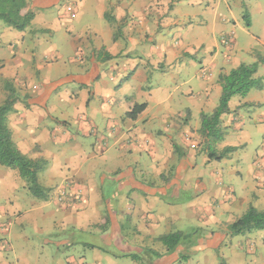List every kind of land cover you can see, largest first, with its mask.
<instances>
[{
  "label": "crops",
  "instance_id": "1",
  "mask_svg": "<svg viewBox=\"0 0 264 264\" xmlns=\"http://www.w3.org/2000/svg\"><path fill=\"white\" fill-rule=\"evenodd\" d=\"M27 1L28 28L0 26V84L16 91L8 126L24 154L45 161L48 197L0 166V264H187L194 253L243 264L261 253L264 230L229 226L251 205L264 210V87L233 96L221 116L215 149L235 147L226 157L210 158L200 132L220 75L264 56L260 3L72 0L69 19L64 0ZM136 104L146 107L129 118ZM204 223L210 233L172 252L158 239Z\"/></svg>",
  "mask_w": 264,
  "mask_h": 264
},
{
  "label": "trees",
  "instance_id": "2",
  "mask_svg": "<svg viewBox=\"0 0 264 264\" xmlns=\"http://www.w3.org/2000/svg\"><path fill=\"white\" fill-rule=\"evenodd\" d=\"M27 2V0H0V20L17 30H25L35 17V12L33 11L23 13V10L28 5ZM106 17L108 21L116 22L109 14ZM244 17L248 19L249 13L247 11ZM246 22L249 26V21L247 20ZM257 57L258 60L256 62L250 64L241 63L229 73L222 74L219 77L222 86L219 104L212 113H203L201 116L200 132L206 139V147L209 150L210 158L220 160L235 150V147H228L221 152L215 149L216 144L222 141L225 136L221 128V116L230 111L229 102L233 96H246L251 89H262L264 87V77L256 76L259 63H264V56L258 54ZM108 58H110V55H108ZM6 87L10 93L0 106V166L17 170L30 189V193L36 197L46 199L48 190L39 181V173L44 169L45 161L29 158L18 148L13 140L7 117L14 109L17 96L15 89L9 82ZM145 107L146 104H136L127 113V116L134 119ZM175 149L178 150L177 146H175ZM257 230H264V210H259L253 205L229 226L231 235H245ZM196 232H198L197 229L190 232L175 231L164 234L158 239L163 243L166 252H172L183 242L193 239ZM127 256L134 260L139 259L136 254Z\"/></svg>",
  "mask_w": 264,
  "mask_h": 264
},
{
  "label": "rangeland",
  "instance_id": "3",
  "mask_svg": "<svg viewBox=\"0 0 264 264\" xmlns=\"http://www.w3.org/2000/svg\"><path fill=\"white\" fill-rule=\"evenodd\" d=\"M259 3H260V5L264 8V0H257ZM62 4H61V8H60V12L62 11V13H65L66 14V16L68 17V15H67V9H66V7H67V5L68 4H71L72 6H74L73 8H74V12L75 13H77L78 14V7H77V4L74 2V1H70V0H64L63 2H61ZM249 12H250V15H251V13L252 14H256V17H257V11L255 10H253V11H251V8H249V10H248ZM263 14H264V12H263ZM254 17H255V15H253ZM4 25H7L4 21H2V20H0V26H4ZM0 31H1V28H0ZM260 31H262V27H261V20H260V22H258L257 24H256V27L254 28V30H253V32L255 33V34H258V35H262V34H260ZM234 41H235V39H234ZM263 71H264V69H263ZM8 82L7 81H3V83H1L0 84V92H2V90H3V86L5 85L6 86V84H7ZM5 90L8 92L7 93V96L9 95V93H10V91H9V89L7 88V87H5ZM3 103H4V101H3ZM2 103V104H3ZM1 104V105H2ZM0 105V106H1ZM206 224V225H205ZM211 228V227H210ZM208 229V225H207V223H204V226H202V227H199V228H196L197 230H198V232H196L195 234H194V239H198V238H200L201 236H205V234H207L208 232L210 233L211 232V229ZM194 230V229H193ZM192 230V231H193ZM196 243V242H195ZM49 249H51L52 250V248L50 247ZM244 249H245V247H244ZM193 252V251H192ZM191 252V253H192ZM251 253H252V251H251ZM195 254V253H194ZM194 254H190L189 255V257L190 258H188V259H186V261H187V264H204V262H206L204 259H202L200 256H196L195 257V255ZM253 255V257L255 258V260H257V262L258 263H260L263 259H264V249L262 250V252L260 253V252H255L254 254H252ZM252 255L251 254H247V255H244V257L242 258V261L241 262H243V264H253L252 263V261H250V259L252 258ZM210 263L211 262H213V261H210V260H208ZM212 264H214V263H212ZM218 264H221V263H218ZM229 264V263H228ZM230 264H234V263H232L231 261H230ZM242 264V263H241Z\"/></svg>",
  "mask_w": 264,
  "mask_h": 264
},
{
  "label": "built area",
  "instance_id": "4",
  "mask_svg": "<svg viewBox=\"0 0 264 264\" xmlns=\"http://www.w3.org/2000/svg\"><path fill=\"white\" fill-rule=\"evenodd\" d=\"M74 6L71 4H68L66 9H67V15L69 19H74L77 16V13L74 12Z\"/></svg>",
  "mask_w": 264,
  "mask_h": 264
}]
</instances>
